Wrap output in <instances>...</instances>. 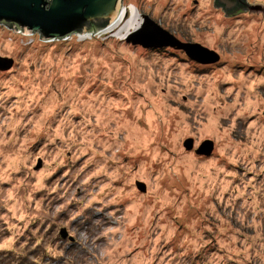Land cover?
Listing matches in <instances>:
<instances>
[{"label": "rangeland", "instance_id": "374dc122", "mask_svg": "<svg viewBox=\"0 0 264 264\" xmlns=\"http://www.w3.org/2000/svg\"><path fill=\"white\" fill-rule=\"evenodd\" d=\"M121 2L219 59L0 22V264H264V0Z\"/></svg>", "mask_w": 264, "mask_h": 264}, {"label": "water", "instance_id": "95a60500", "mask_svg": "<svg viewBox=\"0 0 264 264\" xmlns=\"http://www.w3.org/2000/svg\"><path fill=\"white\" fill-rule=\"evenodd\" d=\"M122 0H0V22L30 32L39 31L42 39L65 37L75 31H88L92 27H101L111 21L122 6ZM222 5L229 15L246 10L245 0H214L213 5ZM126 39L133 44L140 43L145 48L161 46L176 47L201 62L218 60L215 50L198 42L180 40L173 33L157 24L149 15H143V21L137 29L126 34ZM12 59L0 55V68H8ZM193 140L188 138L184 145L192 147ZM213 140L206 139L196 148L197 153L209 155ZM136 185L145 189V184L137 181ZM64 230L61 231L65 237Z\"/></svg>", "mask_w": 264, "mask_h": 264}, {"label": "bare ground", "instance_id": "6f19581e", "mask_svg": "<svg viewBox=\"0 0 264 264\" xmlns=\"http://www.w3.org/2000/svg\"><path fill=\"white\" fill-rule=\"evenodd\" d=\"M118 11L117 15L107 23L104 31H116L120 37H124L123 33H127L132 29H137L140 22L139 13L135 10L134 7H124ZM122 34V35H121Z\"/></svg>", "mask_w": 264, "mask_h": 264}, {"label": "flooded vegetation", "instance_id": "af4514ba", "mask_svg": "<svg viewBox=\"0 0 264 264\" xmlns=\"http://www.w3.org/2000/svg\"><path fill=\"white\" fill-rule=\"evenodd\" d=\"M245 2H246V0H245ZM220 5V4H219ZM255 7V6H254Z\"/></svg>", "mask_w": 264, "mask_h": 264}, {"label": "built area", "instance_id": "2783aa9c", "mask_svg": "<svg viewBox=\"0 0 264 264\" xmlns=\"http://www.w3.org/2000/svg\"><path fill=\"white\" fill-rule=\"evenodd\" d=\"M20 29V28H19Z\"/></svg>", "mask_w": 264, "mask_h": 264}, {"label": "trees", "instance_id": "16d2710c", "mask_svg": "<svg viewBox=\"0 0 264 264\" xmlns=\"http://www.w3.org/2000/svg\"><path fill=\"white\" fill-rule=\"evenodd\" d=\"M222 6V5H221Z\"/></svg>", "mask_w": 264, "mask_h": 264}]
</instances>
